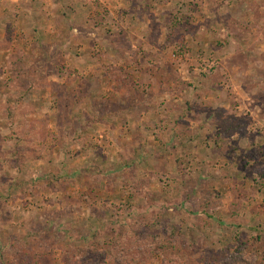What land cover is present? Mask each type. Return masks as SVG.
<instances>
[{
    "label": "rangeland",
    "instance_id": "obj_1",
    "mask_svg": "<svg viewBox=\"0 0 264 264\" xmlns=\"http://www.w3.org/2000/svg\"><path fill=\"white\" fill-rule=\"evenodd\" d=\"M121 1L0 0V264H264V0Z\"/></svg>",
    "mask_w": 264,
    "mask_h": 264
},
{
    "label": "crops",
    "instance_id": "obj_2",
    "mask_svg": "<svg viewBox=\"0 0 264 264\" xmlns=\"http://www.w3.org/2000/svg\"><path fill=\"white\" fill-rule=\"evenodd\" d=\"M149 3H151L150 0H145V2H144V4H149ZM144 4L142 5V8H145ZM121 5H122V7L126 8L127 10H125L126 13H125V16H124L123 20L121 19L120 22H116V25L117 26L120 25V27H122V29H123V32L125 33V38H123V39H126V41L124 42L123 45H128L129 49L132 51V49H134V48L135 49H140L143 46H148V45L157 46L158 44L161 43V41H163L160 36L155 38V39H154V37H149L150 31H151V18L149 16V13L151 12L150 6H147L148 7V11L147 12L142 10V12H143L142 14L143 15L142 16H140V15L138 16L137 14H135L136 12L134 10V7L130 4V2H128V0L121 1ZM50 7L51 6H49V9H50ZM54 7L55 6H53V8ZM35 12H36V10H34V13ZM158 13H159V15H158ZM152 16L153 17L156 16V20H155V21H157L156 25L159 27L158 29L161 31L162 30V25H160L161 24V20H159V18H158V17H160V12H158L156 10V12L152 13ZM136 17L139 18V22L137 21V23L134 22V19H136ZM32 22L34 23V21H32ZM44 23H45V26H47V27H49L50 25H52V27H54V23H53L52 20L45 19ZM93 31L94 30H92V32L90 33L91 37H89V38L92 39V36H94L93 34L94 33L96 34V37L93 39V43L94 44L106 45V43H107V45L109 44L111 46V48H112V44L113 45H117V43L109 42L108 38H107V40H104L105 37L100 38L99 36H97V32L96 31L93 32ZM79 41H82V39H79ZM52 43L53 42H48L49 45H52ZM83 43H82V45H83ZM55 44L59 45V43H55ZM129 53L131 54L129 59H131L132 62L129 63L131 65H129L128 71L129 72H133L134 70L135 71L136 70L144 71L145 69L141 68V67H142V64L146 65V64H144V61L146 60V58H144L143 55L135 56L134 55L135 52H129ZM141 54H144V53H141ZM109 57H111V56H109ZM153 62L155 63L156 59H153ZM157 62H159V61H157ZM132 63H135V64H132ZM153 65H154L153 69L155 70L157 65L156 64H153ZM99 70H101V68ZM154 70H153V72H154ZM137 74H138V72H137ZM164 105L165 104H162V106H164ZM187 122L191 123V120L187 121ZM233 134H235V133H233ZM233 134H232V136H233ZM176 135L177 134L175 132V133H173L172 137H176ZM200 135H203V134H200ZM232 136H230V137H232ZM228 137H229V135H228ZM233 137L231 139H233Z\"/></svg>",
    "mask_w": 264,
    "mask_h": 264
}]
</instances>
